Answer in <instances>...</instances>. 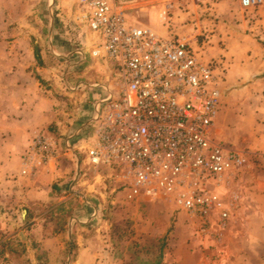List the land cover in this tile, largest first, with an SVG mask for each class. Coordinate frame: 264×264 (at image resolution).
Wrapping results in <instances>:
<instances>
[{
    "label": "built area",
    "instance_id": "2783aa9c",
    "mask_svg": "<svg viewBox=\"0 0 264 264\" xmlns=\"http://www.w3.org/2000/svg\"><path fill=\"white\" fill-rule=\"evenodd\" d=\"M142 1L161 3L157 18L164 31L130 21L126 10L133 0L76 2V19L94 37L90 55L111 61L118 90L114 95L103 85L106 94L82 129V171L85 166L96 175L111 171L128 201H172L201 234L216 228L221 236L230 208L218 187L246 162L245 152L214 135L223 79L212 61L193 50L191 38L170 28L178 7L174 0ZM234 1L242 9L264 5V0ZM92 121L99 124L93 128ZM73 138L59 146L55 137L38 132L21 157L20 175L32 176L50 162L59 166L60 153L73 148Z\"/></svg>",
    "mask_w": 264,
    "mask_h": 264
},
{
    "label": "rangeland",
    "instance_id": "374dc122",
    "mask_svg": "<svg viewBox=\"0 0 264 264\" xmlns=\"http://www.w3.org/2000/svg\"><path fill=\"white\" fill-rule=\"evenodd\" d=\"M185 1H188L187 4ZM190 1L174 0L178 7L175 17L169 23L170 28L191 38L193 50L206 62L212 61L217 72L224 79L220 69L215 64L225 63L224 59L216 56L211 57L206 51L210 45V34L213 32L210 33L203 28L196 30L197 20H195L194 14L190 12V7H187ZM202 1L200 0L199 3ZM76 2L77 0H0V63H38L34 55L36 45L43 57L42 63L68 64V61L76 63L77 66L72 68V86L78 83L88 86L84 85L83 88L74 90V92L94 93L95 98H97L99 91L104 92L103 85H105L110 87L116 95L118 90L115 86L113 64L105 57H92L90 55L91 47L94 46V37L86 24L76 19ZM153 2L133 0V3L126 10L128 19L163 31L165 25H162L159 19L155 17L161 3L156 2L155 5H151ZM232 10H235L234 15L239 14L238 16L242 19L233 18L229 22L227 19L218 18L215 14H211L210 10H206L199 16V20L210 21L214 27L218 26L219 23L225 26L234 25V27H240L239 24H244L241 31L245 35L253 34V37L258 40L260 34L257 33V30L249 29L257 28L260 25L258 22L263 18L261 13L264 11V5L249 9L238 7L237 9L232 8ZM51 32L54 33L52 40L48 36ZM260 41L264 40L260 39ZM51 43L61 47L60 56L50 52L52 59L47 53L50 49L47 48L45 51L44 48ZM225 46L223 43L222 48ZM78 50L84 53V58L81 57L83 62L76 54ZM68 53L71 54L68 55ZM62 72L64 70L60 68L61 76L59 77L61 78L58 80L63 83L61 87L54 82L48 84L47 81L37 77L42 87L47 88L50 92H63V89H67L62 78ZM92 83L97 84V86L91 87ZM64 109L66 110V106ZM64 114L69 116L68 118L75 116L73 109L66 110ZM87 119L84 118L82 121L84 125ZM98 124L99 121H92L91 126L95 128ZM89 128L91 129V127ZM89 128L88 131H91ZM220 139L224 144H227L224 139ZM82 154L85 157V152L82 151ZM245 156L248 157V162L250 161L248 173L237 175L233 181V187L242 196L239 198L235 194L231 199L229 198V201L220 191L221 187L227 186L218 187V191L230 208L229 223L222 230L221 236L214 233L216 228L212 229V232L201 234L186 213L178 210L172 201H126L117 181L110 177L111 171L102 169L98 172L99 175H96L93 169L88 166H85L84 172L86 174L82 176L90 179L95 184V189L99 188L104 195L101 198L95 191L90 194V202L96 209L98 207L97 211H92L88 207L86 209L81 207L79 198L76 197L79 203L76 201L74 206L83 211H76L73 217L76 221L79 219L86 220L85 224L78 225L80 226L79 229L89 236L90 245L94 249L99 251L104 249L102 261L107 260L113 264H164L166 239L177 243L176 234L178 230L186 233L187 247L198 256V264H217L216 260L222 258L221 254L226 253L228 255L240 247L242 242L243 247L246 248L243 251H250V246H252L256 250V255L264 258V225L261 226V221L264 220V157L262 158V155L254 152L247 153V155L245 153ZM76 170L81 176L83 171L80 170L79 172L78 166ZM238 198V207L231 210L232 204L236 203ZM21 209L19 208L18 212L15 213L14 223L11 221L6 227L0 226V264H71L69 257L74 248L71 249L69 243L67 244L65 241L60 244L61 247L57 251L52 250L53 248L52 251L42 250L40 244L36 242V246H34V225L27 223V220H22ZM42 214L43 219L51 215L45 208ZM66 215L65 211L58 212L57 217H60V223L64 222ZM76 221L75 223H78ZM59 235L62 238V235ZM60 236H58L59 239ZM255 242L259 243L256 244ZM166 250L168 252V257L165 256L166 264H176L177 251H181L180 248L176 245H169ZM212 252L215 253V256L219 254V257L213 259ZM256 255L250 257L248 263L264 264V260L256 259ZM212 260L216 263H213ZM89 264L98 263L97 261L94 262L93 258Z\"/></svg>",
    "mask_w": 264,
    "mask_h": 264
},
{
    "label": "crops",
    "instance_id": "0c3cea01",
    "mask_svg": "<svg viewBox=\"0 0 264 264\" xmlns=\"http://www.w3.org/2000/svg\"><path fill=\"white\" fill-rule=\"evenodd\" d=\"M199 1L191 0L187 5L197 20L196 30L203 28L210 33L213 32L210 34V45L206 51L211 57H222L225 62L215 63L224 79L221 85V107L213 126L214 135L218 139H224L228 147L241 150L246 155L254 152L262 155L263 158L264 41L261 42L260 39L264 40V11L261 13L263 15L262 20L258 22L260 25L257 28L249 29H256L257 33L260 34V38L256 40L253 34L245 35L241 31L244 24H239L240 27H234V25L225 26L219 23L218 26L214 27L210 21L199 20V16L206 10H210L211 14H215L218 18L227 19L229 22L233 18L242 19L238 16L239 14H233L235 10L232 8H240L237 1L217 0L213 2L203 0L202 3ZM175 12L176 10L173 17H175ZM52 34L54 33L51 32L48 35L50 40L53 39ZM221 42L225 43L224 48H222L223 43ZM48 45L44 48L45 51L47 48L51 50L47 51L49 58L52 59L50 52L60 56L61 47L59 45L55 43ZM76 52L82 61L84 55L81 56L78 51ZM70 54L68 53V55ZM68 62V64L60 63L61 65L45 62L41 64L0 63V226L6 227L11 221L14 223L15 213L18 212L19 208H22L20 210V212L22 211V220H27V223L34 225V246H36V242L40 244L42 250L57 251L61 247L60 244L65 241V243H69L71 249L74 248L69 257L71 264H89L93 258L94 262L97 261L98 264H113L107 260L102 261L104 249L102 248L100 251L94 249L90 245L89 236L79 229L80 226L78 225L85 224L86 220L79 219L76 221L73 217L76 211H83L74 206L76 201L78 203L80 201L81 207H85V209L88 207L92 211H97L98 207L96 209L90 202V194L95 191L101 198L104 195L99 188L95 189V184L90 179L83 177L86 173L82 172L79 176L80 173H77L76 168L77 165H80L82 170L85 163V157L82 154L84 145V132L82 130L84 123L82 121L84 118H88L85 122L88 124L91 115H94V106L106 94V91H99L97 98H95L94 93L74 92V90L88 85L78 83L72 86V68L77 65ZM60 68L64 70L62 78L67 90L63 89V92L55 91L52 93L47 88L42 87L37 76L47 81L48 84L54 82L61 87L63 83L58 80L61 78L59 77L61 76ZM72 88L76 89L73 90ZM65 106L66 110L73 109L75 116L68 118L69 116L64 114ZM76 109L78 111H75ZM41 131L55 137L59 146L62 145L65 137L73 135V148L61 151L59 166L50 162L44 169L38 170L32 176H22L20 175L21 157L28 148L31 139ZM77 131L79 132L75 134ZM249 166L250 161L248 162V157H246L244 166L229 179L225 185L227 187H221L220 191L228 200L235 194L239 198L242 196L233 187V181L237 175L247 174ZM123 196L128 201L124 194ZM76 197L79 198V201ZM239 198L236 203L232 204L231 210L238 207ZM96 206L99 205L96 204ZM44 208L51 215L43 219ZM62 211H65L67 215L64 222L60 223V217H57V214ZM263 221H261V226L264 225ZM59 234L62 235V238ZM176 236L177 243L166 239L167 247L176 245L181 250L177 251L176 264H198V256L187 247L186 233L178 230ZM166 248L164 250V264H166L165 256L168 257ZM244 249L246 248L243 247L242 242L235 251L228 255L226 253L221 254L222 258L216 260L217 264H249L248 261L250 257L256 255V250L252 246L248 252L243 251ZM212 256L213 259H217L219 254L215 256V253L212 252ZM256 257V259L264 260L258 255ZM216 261L212 260L213 263Z\"/></svg>",
    "mask_w": 264,
    "mask_h": 264
},
{
    "label": "trees",
    "instance_id": "16d2710c",
    "mask_svg": "<svg viewBox=\"0 0 264 264\" xmlns=\"http://www.w3.org/2000/svg\"><path fill=\"white\" fill-rule=\"evenodd\" d=\"M34 55H35V58L37 60V62L39 64H41L43 62V59H42V56H41V53L39 51V48L35 45L34 47ZM51 55V54H50ZM52 56V55H51Z\"/></svg>",
    "mask_w": 264,
    "mask_h": 264
}]
</instances>
